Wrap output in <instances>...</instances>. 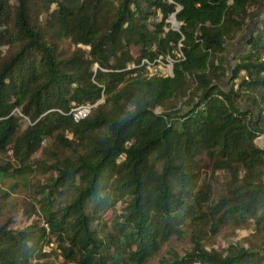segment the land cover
Here are the masks:
<instances>
[{"label": "trees", "instance_id": "1", "mask_svg": "<svg viewBox=\"0 0 264 264\" xmlns=\"http://www.w3.org/2000/svg\"><path fill=\"white\" fill-rule=\"evenodd\" d=\"M263 1L0 0V264H146L185 229L158 264H264L202 239L264 232ZM177 47L171 76L139 65ZM17 192L42 222L10 226Z\"/></svg>", "mask_w": 264, "mask_h": 264}, {"label": "rangeland", "instance_id": "2", "mask_svg": "<svg viewBox=\"0 0 264 264\" xmlns=\"http://www.w3.org/2000/svg\"><path fill=\"white\" fill-rule=\"evenodd\" d=\"M263 9L264 1L259 4L253 16V19H256L260 14H262ZM175 24L178 25V23ZM169 25L172 26V21L170 20ZM248 29H252V24L250 25L249 23L248 28L243 30L235 40H232L226 44L228 52V54L226 55L227 63H232L233 55L237 51L245 47L243 44V40L246 37ZM225 83L226 82L223 81V84ZM156 111H158V109H156ZM254 141L259 148H264V134L259 135ZM226 178L227 176L223 171H217L212 175V177L210 178V181L212 182L213 186L211 198H215L217 195L222 193L223 182L226 180ZM17 195L20 196L17 197ZM21 197L22 195L19 194V192L13 193L10 196V201L6 202L7 206L5 214L6 212H8V214L6 215L11 216L10 226L14 228H22L35 218H38L40 222H42V218L40 217V215H32L29 217L25 216L24 211L20 205ZM189 232L190 230L185 229L184 236L181 239L171 238L167 245L162 247L159 256L167 257L170 251H174L181 254L183 250L187 249L190 245L188 237ZM202 237L207 249L214 248L215 250H223L228 246V244H232L237 246L240 245L247 249L264 250V232L254 230L253 225L251 223H247L241 227H235L231 224L225 225L222 226L215 234H212L209 229L205 228V232L203 233ZM50 245L52 247L55 246V242H51ZM44 249L48 250V248L45 247ZM159 256H155L146 264H158ZM58 260L60 259L58 258Z\"/></svg>", "mask_w": 264, "mask_h": 264}, {"label": "built area", "instance_id": "3", "mask_svg": "<svg viewBox=\"0 0 264 264\" xmlns=\"http://www.w3.org/2000/svg\"><path fill=\"white\" fill-rule=\"evenodd\" d=\"M172 21V26L174 27L177 23L174 21V17L171 15L168 17V22ZM171 26V27H172ZM173 55H159L153 60H149L147 58H141L139 60V65L143 66L146 69V72L148 75H155V76H171L172 74V65L174 60L176 59H181L182 58V53L177 47L173 53ZM134 64H130L128 67H132ZM94 104H89V103H84L81 105H78L74 107L72 111V119L74 121L79 120L83 116H85L89 110L93 107Z\"/></svg>", "mask_w": 264, "mask_h": 264}, {"label": "water", "instance_id": "4", "mask_svg": "<svg viewBox=\"0 0 264 264\" xmlns=\"http://www.w3.org/2000/svg\"><path fill=\"white\" fill-rule=\"evenodd\" d=\"M173 16V15H172ZM178 25H175L174 27L172 26V29H177Z\"/></svg>", "mask_w": 264, "mask_h": 264}]
</instances>
